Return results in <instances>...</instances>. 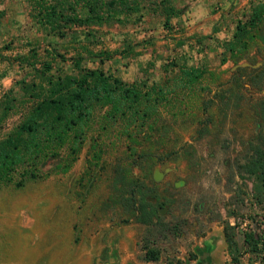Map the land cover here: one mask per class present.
<instances>
[{"label":"rangeland","instance_id":"obj_1","mask_svg":"<svg viewBox=\"0 0 264 264\" xmlns=\"http://www.w3.org/2000/svg\"><path fill=\"white\" fill-rule=\"evenodd\" d=\"M69 1L75 14H88L86 0ZM114 2L113 15L101 23L50 25L36 0H0V139L52 94L58 74L97 68L149 86L178 74L181 65L203 73L189 90L157 103L155 124L139 125L134 143L118 120L105 117L106 107L95 105L73 154L67 139L35 168V178L25 177L23 167L12 171V182L0 184V264H196L199 250L211 246L221 252L206 264H264V181L248 158L258 130L251 105L264 91L249 88L250 72L227 108L209 101L235 64L264 66L258 34L264 17L245 47L227 45L236 24L264 0ZM129 145L191 158L136 162ZM129 165L163 208L151 224L110 199L114 169ZM154 170L162 172L159 181ZM146 246L158 251L156 260L143 258Z\"/></svg>","mask_w":264,"mask_h":264},{"label":"trees","instance_id":"obj_2","mask_svg":"<svg viewBox=\"0 0 264 264\" xmlns=\"http://www.w3.org/2000/svg\"><path fill=\"white\" fill-rule=\"evenodd\" d=\"M36 2L39 8L44 9L42 16L50 25L58 19L77 25L101 23L113 15L112 10L115 7L114 0L107 2L86 0L88 14L79 16L73 12L74 3L69 0H36ZM64 7L70 12H64ZM263 17L264 4L254 7L244 22L236 24L232 39L227 43L228 48L233 50L236 45L245 47L247 38L250 39L253 36L252 33L257 30L258 23ZM258 34L264 42V31ZM45 65L49 67L48 64ZM178 67V74L166 76L162 83L149 86L144 81L124 83L97 68L83 69L76 76L58 74L53 82L52 94L32 106L16 128L0 139V184L12 182V171L22 167L25 177L35 178L37 176L35 168L48 157L56 156L55 150L66 143L67 139H70L68 148L73 154L79 147V133L90 121L95 105L106 107L105 117L109 120L111 118L118 120L122 125V133L125 135L127 133L129 141L134 143L135 131L137 127H140L139 125L143 124L151 128V125L155 124L153 115L157 103L162 100L163 104H166L176 97L174 93L177 89L180 92L189 90L191 84L203 73L193 66ZM250 72L252 74L247 79L249 88L264 91V66L251 69L236 67L227 80L217 82V88L209 101L217 100L227 108L229 101L236 95V90L241 86L244 87L243 75L247 76ZM29 85L33 87L36 82L31 80ZM206 108L207 104L203 103L201 110ZM251 109L259 129L249 144V167L255 169L258 178L264 181V96L258 98L251 105ZM137 121L139 124H134ZM131 125L133 127L129 128ZM127 149L129 154L134 156L132 161L139 159L136 162L141 160L149 162L152 157H155L157 162H161L178 155L191 158V154L186 153L172 151L157 153L148 145L136 150L134 146L129 145ZM66 168L67 164L63 170ZM114 173L110 184L111 201L127 208L140 224L148 225L153 223V219H158L155 206L160 204V201L153 192V188L132 175L130 165L115 168ZM22 183L23 180L18 179L13 182V185L19 187ZM150 198L154 201H150ZM224 237L227 246L234 244L230 234L225 233ZM246 237L244 242L249 244ZM157 257L158 251L146 246L143 258L146 261H153Z\"/></svg>","mask_w":264,"mask_h":264},{"label":"flooded vegetation","instance_id":"obj_3","mask_svg":"<svg viewBox=\"0 0 264 264\" xmlns=\"http://www.w3.org/2000/svg\"><path fill=\"white\" fill-rule=\"evenodd\" d=\"M236 67H248V66H236ZM235 67V68H236ZM258 67H260V66H258ZM234 68V69H235ZM251 69V67H248V69ZM256 68V67H255ZM230 74H231V72H230ZM251 76V75H250ZM249 77V76H248ZM258 123V122H257ZM258 129H259V126H258ZM258 131V130H257ZM257 133V132H256ZM176 186H178V184H176ZM150 201H154V199L153 198H150L149 199ZM161 204V203H160ZM159 205V204H158ZM155 208H156V210L157 211H159V209L160 208H162V207H159L158 209H157V205L155 206ZM210 247H207V248H205L204 250H199V253H198V255H197V260H196V264H206L207 262H210L211 260H212V255H211V253H210Z\"/></svg>","mask_w":264,"mask_h":264},{"label":"water","instance_id":"obj_4","mask_svg":"<svg viewBox=\"0 0 264 264\" xmlns=\"http://www.w3.org/2000/svg\"><path fill=\"white\" fill-rule=\"evenodd\" d=\"M247 65L246 62H243V63H239V64H235L233 67H236V66H245ZM152 177H153V180L154 181H159L162 177V172L158 171V170H154L153 173H152ZM163 208H160L158 213L159 214H162L164 211L162 210Z\"/></svg>","mask_w":264,"mask_h":264},{"label":"crops","instance_id":"obj_5","mask_svg":"<svg viewBox=\"0 0 264 264\" xmlns=\"http://www.w3.org/2000/svg\"><path fill=\"white\" fill-rule=\"evenodd\" d=\"M210 249H211L210 250V253H211L212 256H214L215 253L217 254L218 252H221L220 249H217L216 248V246L215 247L214 246H211Z\"/></svg>","mask_w":264,"mask_h":264}]
</instances>
